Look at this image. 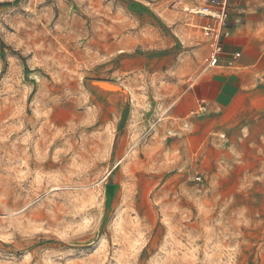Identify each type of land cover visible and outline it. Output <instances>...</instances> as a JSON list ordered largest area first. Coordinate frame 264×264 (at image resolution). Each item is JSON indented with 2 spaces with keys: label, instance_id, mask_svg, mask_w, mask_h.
Here are the masks:
<instances>
[{
  "label": "rangeland",
  "instance_id": "obj_1",
  "mask_svg": "<svg viewBox=\"0 0 264 264\" xmlns=\"http://www.w3.org/2000/svg\"><path fill=\"white\" fill-rule=\"evenodd\" d=\"M207 1L0 0V264H264V0L213 69Z\"/></svg>",
  "mask_w": 264,
  "mask_h": 264
},
{
  "label": "crops",
  "instance_id": "obj_2",
  "mask_svg": "<svg viewBox=\"0 0 264 264\" xmlns=\"http://www.w3.org/2000/svg\"><path fill=\"white\" fill-rule=\"evenodd\" d=\"M232 68L234 67L226 66L222 71L213 72L211 79L199 84L196 97L198 102L206 103L207 110L231 109L244 93L243 88L249 77L244 72L230 71Z\"/></svg>",
  "mask_w": 264,
  "mask_h": 264
},
{
  "label": "built area",
  "instance_id": "obj_3",
  "mask_svg": "<svg viewBox=\"0 0 264 264\" xmlns=\"http://www.w3.org/2000/svg\"><path fill=\"white\" fill-rule=\"evenodd\" d=\"M202 15L207 18H211L213 22L207 23L201 26L203 35L207 38L211 52L208 69L220 67V61L224 56L223 39L231 36V30L229 28V5L228 0H208L207 3L200 10ZM239 52L231 53V58L237 60L240 58ZM206 106L201 107V112L206 111Z\"/></svg>",
  "mask_w": 264,
  "mask_h": 264
},
{
  "label": "bare ground",
  "instance_id": "obj_4",
  "mask_svg": "<svg viewBox=\"0 0 264 264\" xmlns=\"http://www.w3.org/2000/svg\"><path fill=\"white\" fill-rule=\"evenodd\" d=\"M192 12H193V14H201L202 13L201 11H195V10H193Z\"/></svg>",
  "mask_w": 264,
  "mask_h": 264
}]
</instances>
